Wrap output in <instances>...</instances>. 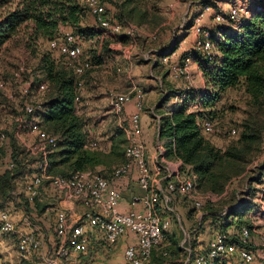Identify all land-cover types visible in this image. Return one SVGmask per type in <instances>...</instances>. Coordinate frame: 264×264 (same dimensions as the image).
I'll use <instances>...</instances> for the list:
<instances>
[{"label": "trees", "instance_id": "16d2710c", "mask_svg": "<svg viewBox=\"0 0 264 264\" xmlns=\"http://www.w3.org/2000/svg\"><path fill=\"white\" fill-rule=\"evenodd\" d=\"M110 3L116 10L115 17L121 23H128L151 30L161 26L162 18L149 7L146 0H100V3ZM7 5L13 6L0 18V52L4 45L11 41L20 31H24L29 41H52L59 38L61 31L70 28L74 37L96 39L98 49L91 51V60L101 64L102 56L109 51V41L125 42V36H119L99 28H85L82 25L89 10L86 0H0V9ZM103 5V4H102ZM253 13L249 19L242 20L238 31L231 33L222 27H215L209 32L211 42L219 56L211 60L195 57L200 65L202 76L208 86V91L199 98L200 110L188 111V99L179 103L170 115H164V106L173 97V92L164 96L156 107V112L162 114L158 126V140L163 143L164 158L177 159L180 169L189 167L195 177L196 188L203 193L221 196L226 186L245 172L252 156L260 151L264 134V5L258 0L252 7ZM108 32L110 37L106 38ZM76 34V35H75ZM79 39V38H78ZM154 40H157L155 37ZM175 44V43H174ZM176 48L171 46L167 54L160 51L158 55H170ZM165 53V52H164ZM63 58V57H62ZM160 58V56H159ZM64 59V58H63ZM77 77L68 64L56 62L48 52L43 53L33 85L46 84L48 95L43 101V128L56 136V146L47 156V170L51 176L68 178L77 172L95 171L103 165L110 167L109 159L115 155L116 148L124 150L126 140L119 128L113 134L110 152L105 154L97 149H91L85 137L86 123L76 112L75 99L78 95V81L85 83V78L92 70ZM158 64H156L157 66ZM240 89L246 97L245 118L240 125L238 138L224 150L217 149L202 134L201 124L204 121L216 119L214 112L221 96L229 90ZM191 95H189L190 97ZM195 99V96L192 97ZM196 102V103H197ZM5 101L0 95V109H6ZM162 111V112H161ZM236 133V132H235ZM123 139V142H122ZM12 146L14 143L12 142ZM125 158V157H123ZM16 167L6 172L0 178V202H5L13 193V184L23 177V182L31 174L23 175L22 165L17 156L11 159ZM126 160L113 170L111 175H102L105 179L113 177L114 172L124 165ZM257 174L261 175L257 172ZM257 181L252 180V184ZM251 194H248V197ZM35 205H38L36 202ZM210 206V205H208ZM245 206V205H244ZM214 206H210L213 211ZM243 206L234 208L235 217L243 216ZM233 218L232 216H230ZM242 225L239 224L238 227ZM164 241L152 251L154 263L155 253L159 251L158 259L162 261V252L168 251L172 257H177L179 249L163 248ZM163 248V249H162ZM177 249L178 251H175ZM179 256V255H178Z\"/></svg>", "mask_w": 264, "mask_h": 264}, {"label": "rangeland", "instance_id": "374dc122", "mask_svg": "<svg viewBox=\"0 0 264 264\" xmlns=\"http://www.w3.org/2000/svg\"><path fill=\"white\" fill-rule=\"evenodd\" d=\"M146 1H149L148 6L154 7L155 11L162 18L163 23L157 29L151 30L147 27H138L128 23H121L115 17V8L110 3H102L110 22L112 24H120L123 31L132 30V36L130 38L126 37L123 43L109 41V51L102 56L101 64H96L91 60V51L98 49L96 39H88L85 36L81 37L77 35L79 38L77 39L83 50V58H88L92 62V70L85 78L82 96L84 100L90 101L91 99H97L96 101H99L97 107L89 105L82 108L83 120L92 130H95V135H93L95 139L89 138V141L94 143L93 148L89 147L91 149L102 151L104 148H111V139L113 138V134L116 133L117 128L116 117L107 113L109 111L108 99L111 94H129L134 89L146 93L147 90L156 91L163 87L166 90V94L173 92V97L167 104L173 103L176 101V98L180 101L188 99V111L200 109L198 106L199 104L192 98L194 96L193 88L189 89L188 87L186 91L180 92V90H182L181 88H184L182 85L185 83L184 79H182L184 75L178 78L182 79L178 81V83L171 79L166 80V75L163 76L164 71H161L163 67H159V60L163 63V66L167 63L168 68L170 64L174 66L175 63L181 68H187V62H185L186 58H184L186 54L184 55V53H181L180 48H182V46L180 44L182 39L188 36L189 29L195 32V29L192 27L193 24L201 31L212 32L215 30V27H222L227 31H231L234 27V22L237 20L223 15L218 9V3H226L225 1L227 0ZM12 8L13 6L11 5L1 8L0 18ZM218 13L224 16L223 22L218 23L214 21V16ZM194 20L197 22L194 23ZM82 25L85 26V28H95L93 16L90 11L86 13ZM72 33L73 31L70 28H65L61 31L59 38L56 39L63 40L66 34ZM105 36L106 38L110 37L108 32L105 33ZM119 36L123 35L119 34ZM152 37H156L157 40L152 39ZM50 42L51 41L43 40L35 42L29 41L26 33L20 31L11 41L4 45L0 52V84L4 86L0 88V95L5 101L4 106L6 108L0 109V131L6 134L8 143L6 150L3 151L2 158L6 161L12 159L13 154H15L17 160L20 161L19 164L22 165L20 168L23 171L22 176L29 175L33 172L29 165L35 160H38L40 155L31 154L30 149L36 146V141L33 138L27 137L28 134L26 131L18 129V119L23 114V100L19 98V88L27 82L29 78H36V74L41 76L39 75L40 72L38 68L43 53L48 52L51 58L56 62L67 63L64 57L63 59L57 52L50 50ZM171 46L176 48L173 53L166 56L161 54L158 55L159 51L160 53L163 51V54H167ZM195 52L193 58L189 59L193 60L197 57L195 54H198V52ZM163 57L168 58L165 60L166 62L162 61ZM156 64L158 65L156 66ZM20 67L23 70L20 80H14L12 74ZM171 67L170 65V68ZM198 71L201 72L200 65L198 66ZM35 86L37 85H33L32 87L33 89L31 91L34 97L30 101H38L41 104V102L46 99L48 91L44 94L37 95ZM12 92L15 93L13 101L7 98ZM178 92L180 95L176 94ZM161 94L164 96L166 95L163 91ZM189 95L191 96L189 97ZM245 100L246 97L243 91L236 89L227 91L216 104L214 109L216 119L213 120L214 132L211 135L205 136V138L217 149H226L231 142L238 138L240 125L246 116ZM164 110H166V108H163L162 111L164 112ZM146 113H149V111H146ZM155 114L159 115L156 111ZM148 117L154 119L151 114H149ZM232 130L236 132L234 135L230 134ZM85 134L88 133L85 131ZM12 142L14 146H12ZM124 144L125 142L120 143V147L116 148L115 155L109 159V164H111L110 167L101 165L95 168L93 172L110 176L113 170L124 160V156L121 157V154H123V148L121 149V146L123 145L124 147ZM89 145H91V143ZM5 172L3 165H1L0 178ZM257 172L260 174L264 172V134L260 151L252 156L242 176L233 179L226 186L225 192L221 196L211 194V199L205 201L203 209L199 212L193 210L190 201H184L183 206L186 207L185 211L189 213L190 218L192 216L191 220H186L187 225H184L185 229L191 232V240H196L200 237H202V239L205 237L209 238L211 231L214 232L219 229L225 231L232 226L238 227L239 224L256 228L264 234V205L263 201L256 198V194L258 193L256 183L252 184V180L255 179ZM138 190L139 189L135 187L134 193H132L137 194ZM207 194L210 193L200 192L196 188L194 196L206 199ZM248 194L251 195L248 197ZM41 195L39 200L36 201L38 205H35V202L32 207L26 206L23 199V177H21V179H17L13 184V193L11 196L5 202H0V209L8 211L11 216L15 218L17 224L16 232H26L27 227H29L27 224L30 223L36 228L35 233L39 236H43V238H46V233L49 231L52 237L51 239L53 240L51 244L55 247L57 238L53 232V224L55 212L63 209L62 206L59 205L62 195L48 188L41 190ZM53 200H55V202L57 201L56 206H53ZM208 205L214 206L212 208L213 211ZM240 205L243 206V216L238 218L230 215L234 213L232 212L234 208ZM177 210L178 213L182 212L179 208ZM229 215L233 218L229 217ZM176 222V219H174V226L171 228L170 234L176 233L178 239L182 240ZM182 222L183 221H181V223ZM199 223L200 225L198 226ZM170 234H168V236ZM3 239L11 242L10 247L17 257L18 263L16 264H45L44 259L47 254L43 247L25 260L19 256L16 249L18 241L17 233L5 236ZM174 247L177 248V246ZM175 251L178 250L175 249ZM158 255L159 251L155 253L154 264H160Z\"/></svg>", "mask_w": 264, "mask_h": 264}, {"label": "built area", "instance_id": "2783aa9c", "mask_svg": "<svg viewBox=\"0 0 264 264\" xmlns=\"http://www.w3.org/2000/svg\"><path fill=\"white\" fill-rule=\"evenodd\" d=\"M262 3L264 5V0ZM86 4L96 28L128 38L132 36V30L123 31L120 24L110 22L105 7L99 0H86ZM246 15V9L238 6H232L228 13L229 18L237 20L239 18L245 20ZM223 17L218 13L214 16V21L223 22ZM196 22L194 20V23ZM192 27L199 36L196 43L197 52L202 59L211 60L215 55V49L209 32L201 31L195 24ZM49 48L64 57L67 60L66 64L71 66L73 73L79 78L91 68L90 62L83 58V50L78 39L71 34H66L63 40L51 41ZM22 72L21 67L13 72L14 80H20ZM173 73V77L178 78L185 74V68L179 67ZM33 84L32 77L19 88V98L23 100V114L18 119V129L26 131L33 137L36 146L30 149L31 154L40 155V158L31 165L33 174L23 182L24 203L32 207L42 196L41 190L48 188L62 195L59 203L64 204H61L63 209L55 212L53 232L57 244L53 248V253L48 256V264H93L90 260L80 262L74 257L84 255L88 251L89 239L86 227L101 235L109 247L122 237L135 238L136 243L125 248L121 264H151L152 251L164 241L173 217L180 221L178 213L169 206V202L181 197L190 201L193 210L199 212L203 209L205 201L211 199V194H207L206 199L195 197V177L190 168L180 169L181 163L173 167L165 160L161 148L158 149L152 165L147 162L139 123L144 94L136 89L129 94H111L108 99L110 112L118 120V128L123 132L126 140L124 150L126 163L114 172L112 180L128 176L133 168L136 172V186L140 191V194H131L125 210L121 208L120 193L110 186L111 180L108 181L95 172H77L68 178L49 175L47 156L56 146L57 138L43 128L41 117L44 112L43 102L40 104L38 101H30L34 97L31 91ZM77 84L78 95L75 103L78 114L84 85L82 81H78ZM3 87V84H0V88ZM35 89L37 95L44 94L47 85L42 83L35 86ZM14 97L13 92L7 96L12 101ZM133 98L137 111L128 118L127 122H124L122 116L125 105ZM201 131L204 136L211 135L214 132L213 123L204 121L201 124ZM230 134L234 135L235 131H230ZM7 144L6 134L0 131V167L3 165L5 170H12L16 164L11 159L5 161L2 158ZM88 146L94 147L93 144ZM254 180L257 181L258 188L256 198L263 201L264 205V172L261 175L256 174ZM74 204L82 207V213L74 222H70L66 211L69 205ZM163 211L165 219L160 214ZM27 225L29 227L26 232H16L17 224L11 214L0 209V240L17 233L16 249L19 256L25 260L39 251L43 242V236L35 233L36 228L30 223ZM189 242H191L190 235L181 243L186 254L185 264H255V254L258 251L264 254V234L256 228L245 225L232 226L225 231L220 229L211 231L208 242L199 244L198 249L192 250L188 246ZM0 264L8 263L0 257Z\"/></svg>", "mask_w": 264, "mask_h": 264}, {"label": "crops", "instance_id": "0c3cea01", "mask_svg": "<svg viewBox=\"0 0 264 264\" xmlns=\"http://www.w3.org/2000/svg\"><path fill=\"white\" fill-rule=\"evenodd\" d=\"M258 0H227L225 1L226 3L220 2L218 3L219 6V10L221 13H223V15L228 17V13L229 10L232 6H238V7H243L246 9L247 15L245 19H249L250 16L253 13L252 7L255 3H257ZM226 7V8H224ZM225 9V10H224ZM209 10V9H208ZM207 10V11H208ZM210 11V10H209ZM239 18L238 20H236V22H234V27L231 29V33H236L238 31L239 28V24L241 23L242 19ZM188 36H186V38H183L181 41V46L182 48H180L181 53H184V58H186L187 62V68H185V74L184 78V82L182 85L184 88H181L182 90H180V92H184L186 91V89L193 88V95L195 96V102L199 101V98L201 97V95L203 93H205L206 91H208V86L202 76V73L200 71H198V66H199V62L198 60L193 59H189V58H193L194 53H196L195 51H197L196 48V43L199 39V36L197 34H195V32H193L192 30L189 29L188 32ZM215 55L219 56V53L216 51H214ZM197 55V57H201L199 52ZM192 56V57H191ZM183 57V56H182ZM167 57H163L162 61L166 62L165 60H167ZM200 59V58H199ZM191 60V61H189ZM184 62V61H183ZM170 65L172 66L170 68ZM169 65V68L167 67V63L163 66V63L159 60V67H163V69L161 71H164L163 76L166 75L165 79H171L175 82L178 83V81H181L182 79H178L173 77V71L176 70L177 68H179V66L177 65V63H175V65L173 66L172 64ZM167 69V70H165ZM171 69V71H170ZM178 79V80H176ZM186 84V85H184ZM137 90V89H136ZM139 91V90H137ZM163 91V93L166 94V90L161 87L160 90H147V92H143L144 94V104L142 107V110L139 112V123H140V127H141V134H142V139L143 142L145 144V148H146V159L147 162L152 165V163L154 162V159L156 158L157 155V151L158 149L161 148V150L163 151V154L165 152L164 147H163V143L160 142L158 140V127H157V123L159 122L160 118L162 117V114H155V109L156 107L161 103L162 99L164 98V95L161 94V92ZM179 94L180 93H176ZM82 98V104L79 106V111H78V115L80 117H82L83 114V109L84 107H87L89 105H93V107H97L99 101H96L97 99H91L90 101L88 100H84L83 96ZM183 101L177 100L174 101L173 103L170 104H166L164 106V109L166 108V110H164V115H170L172 110L175 108V106L179 103H182ZM101 103V102H100ZM198 103V102H197ZM197 106V105H196ZM199 106V105H198ZM108 108H109V104H108ZM109 111L107 113L111 114L110 109H108ZM136 108H135V100L134 98L129 101L124 108V114H123V120L124 122L128 121V118L133 114L136 113ZM146 111H149V113H146ZM151 114V116L154 117V119H150L148 117V115ZM112 115V114H111ZM152 118V117H151ZM117 122V127L119 125L118 120L116 119ZM85 131L88 133L85 135L86 137V141L88 142V145L91 143V145L94 143L92 141H89L90 139H95V137L93 135H95V130H92L90 128V126H88L86 124V128ZM27 137L29 138H33L31 135H28ZM111 148H104V150L102 149L101 152L107 154L110 152ZM125 160V158H124ZM166 161H168V163H170L173 167L178 166L179 165V161L177 159H166ZM183 170V169H182ZM181 171V170H180ZM108 181H110L111 183V187H114L118 190V192L120 193V202H121V208L122 210H125L129 201V197L131 196V194L134 193V189L136 186V172L135 170L132 168V170L130 171V173L128 174V176L118 179V180H112V178L107 179ZM138 189V188H137ZM133 192V193H132ZM137 194H140V191L138 190ZM175 201H171L169 202V206L175 208L176 212L178 211L177 209L179 208L182 212L178 213L179 217H180V221H178L175 217H173L172 221H171V226L170 229L166 232L165 236H164V243H163V248L166 249V247H173V245H175L174 243L176 242V246L179 249V256L177 255V257H172L168 251H163L162 252V261L160 262V264H185L186 262V254L183 251V247L181 245L182 242L186 241V238H188V236L190 235L191 238V232H188L185 229L186 224V220H191L192 216L190 218L189 213L186 212V207L183 206L184 205V199L183 198H176L174 199ZM53 206H56L57 201L55 202ZM187 201V200H186ZM62 205H64L63 203H61ZM60 203L59 205L62 206ZM176 207H175V206ZM82 213V207L78 204H74L72 206L69 205V208L67 210V215H68V219L70 222H74ZM162 218L164 217L165 219V212H160ZM190 218V219H189ZM174 219H176V223L178 224L179 227V233L181 236L182 240L178 239V235L176 233H172L170 234V230L171 228L174 226L173 225V221ZM13 220L16 223L15 218L13 217ZM181 221H183L181 223ZM201 222V221H200ZM185 225V226H184ZM200 225V223L198 224V226ZM86 231H87V236L89 239V246H88V251L86 254L84 255H79V256H74L75 258H77L80 262L86 261V260H90L93 264H121L122 262V257H123V252L125 250V248L128 245H134L136 243L135 238L133 237H129V236H125L120 238L115 244H113L112 246H107L104 239L101 238L102 236L97 234L96 232H93L92 230H90L89 228L86 227ZM189 233V234H188ZM47 235L45 236L46 238H43V242H42V247L46 250V258L44 259L45 264H48L47 260H49L48 256L51 255L53 253V248L54 245L51 244V242L53 241L51 238V234L49 233V231H47L46 233ZM168 234H170L168 236ZM209 238H204L202 239V237H200L199 239L196 240H191V242H189L188 246L192 248V250L194 249H198V247L200 246L199 244L202 243H206L208 242ZM45 240V241H44ZM11 246V242L9 240H4L3 238L0 240V257L1 259L5 260L8 264H16L17 262V257L14 254V252L12 251ZM256 259H255V264H263L264 263V254L261 251H258L256 254ZM154 264V263H152Z\"/></svg>", "mask_w": 264, "mask_h": 264}]
</instances>
